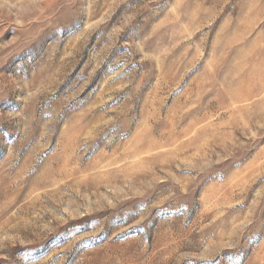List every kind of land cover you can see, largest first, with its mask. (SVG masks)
Instances as JSON below:
<instances>
[{
  "label": "rangeland",
  "instance_id": "374dc122",
  "mask_svg": "<svg viewBox=\"0 0 264 264\" xmlns=\"http://www.w3.org/2000/svg\"><path fill=\"white\" fill-rule=\"evenodd\" d=\"M0 264H264V0H0Z\"/></svg>",
  "mask_w": 264,
  "mask_h": 264
}]
</instances>
